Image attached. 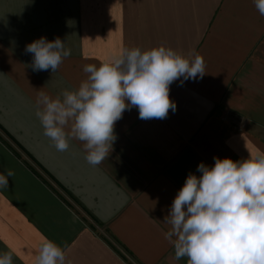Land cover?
Wrapping results in <instances>:
<instances>
[{
	"label": "crops",
	"instance_id": "1",
	"mask_svg": "<svg viewBox=\"0 0 264 264\" xmlns=\"http://www.w3.org/2000/svg\"><path fill=\"white\" fill-rule=\"evenodd\" d=\"M59 37L71 55L33 71L26 45ZM164 46L204 59L205 74L170 85L175 111L115 123L109 156L93 166L83 143L59 152L35 115L40 91L79 87L85 64L126 48ZM242 122V128H236ZM264 151V16L253 0H0V253L35 264L45 238L65 264H187L164 222L189 173L214 158Z\"/></svg>",
	"mask_w": 264,
	"mask_h": 264
},
{
	"label": "clouds",
	"instance_id": "2",
	"mask_svg": "<svg viewBox=\"0 0 264 264\" xmlns=\"http://www.w3.org/2000/svg\"><path fill=\"white\" fill-rule=\"evenodd\" d=\"M264 16V0H253ZM33 56V71H57L71 55L59 37H40L26 45ZM87 73L79 87L62 90L55 98L37 94L36 117L43 134L55 149H69V139L83 143L85 160L99 165L109 156L116 139L115 123L125 110L138 108L142 120L165 119L176 104L170 85L203 77L204 59L193 58L164 46L141 50L126 48L99 66L85 64ZM247 159L215 157L214 165L200 162L176 194L164 222L170 226L165 239L177 260L187 264H264V151ZM15 173H0L6 187ZM64 250L45 238L39 243L35 264H65ZM12 252L0 253V264H12ZM70 264V262H69Z\"/></svg>",
	"mask_w": 264,
	"mask_h": 264
},
{
	"label": "built area",
	"instance_id": "3",
	"mask_svg": "<svg viewBox=\"0 0 264 264\" xmlns=\"http://www.w3.org/2000/svg\"><path fill=\"white\" fill-rule=\"evenodd\" d=\"M236 128H242L243 127V123L242 122H237L235 125ZM125 264H131L130 262H127Z\"/></svg>",
	"mask_w": 264,
	"mask_h": 264
}]
</instances>
